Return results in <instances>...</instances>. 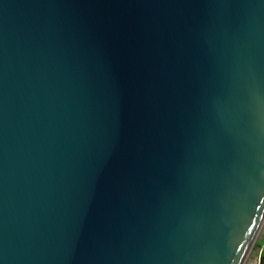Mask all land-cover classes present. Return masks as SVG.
<instances>
[{
  "label": "water",
  "instance_id": "1",
  "mask_svg": "<svg viewBox=\"0 0 264 264\" xmlns=\"http://www.w3.org/2000/svg\"><path fill=\"white\" fill-rule=\"evenodd\" d=\"M264 216V0H0V264H241Z\"/></svg>",
  "mask_w": 264,
  "mask_h": 264
},
{
  "label": "rangeland",
  "instance_id": "2",
  "mask_svg": "<svg viewBox=\"0 0 264 264\" xmlns=\"http://www.w3.org/2000/svg\"><path fill=\"white\" fill-rule=\"evenodd\" d=\"M264 245V216L263 219L258 227V230L255 234V238L253 239V243L251 246L250 251L247 253V261L245 264H250L254 260H256L255 264H258V254L260 251V247ZM259 246V247H258ZM264 260V258H263Z\"/></svg>",
  "mask_w": 264,
  "mask_h": 264
},
{
  "label": "trees",
  "instance_id": "3",
  "mask_svg": "<svg viewBox=\"0 0 264 264\" xmlns=\"http://www.w3.org/2000/svg\"><path fill=\"white\" fill-rule=\"evenodd\" d=\"M258 258H259L258 264H264V260H263V258H264V245H262L260 247V251H259V254H258Z\"/></svg>",
  "mask_w": 264,
  "mask_h": 264
},
{
  "label": "bare ground",
  "instance_id": "4",
  "mask_svg": "<svg viewBox=\"0 0 264 264\" xmlns=\"http://www.w3.org/2000/svg\"><path fill=\"white\" fill-rule=\"evenodd\" d=\"M257 230H258V229H257ZM256 232H257V231H256ZM255 234H256V233H255ZM254 238H255V235H254ZM252 243H253V242H252ZM251 246H252V244H251ZM251 246H250L249 249L247 250V252H246V254H245V256H244V258H243L241 264H245V263H246V261H247V257H248L247 253L250 251ZM255 262H256V260H254V261L251 262L250 264H255Z\"/></svg>",
  "mask_w": 264,
  "mask_h": 264
}]
</instances>
